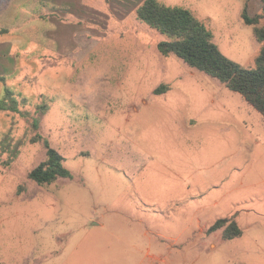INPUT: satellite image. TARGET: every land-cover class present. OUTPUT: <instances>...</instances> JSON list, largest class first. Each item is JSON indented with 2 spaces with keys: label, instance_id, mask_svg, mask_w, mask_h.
Here are the masks:
<instances>
[{
  "label": "rangeland",
  "instance_id": "374dc122",
  "mask_svg": "<svg viewBox=\"0 0 264 264\" xmlns=\"http://www.w3.org/2000/svg\"><path fill=\"white\" fill-rule=\"evenodd\" d=\"M144 1L0 0L15 68L0 78V264H264V117L163 55L166 36L137 17ZM158 1L257 67L263 44L242 12L262 0ZM36 135L71 178L29 177L47 157ZM235 214L242 236L200 232Z\"/></svg>",
  "mask_w": 264,
  "mask_h": 264
},
{
  "label": "trees",
  "instance_id": "16d2710c",
  "mask_svg": "<svg viewBox=\"0 0 264 264\" xmlns=\"http://www.w3.org/2000/svg\"><path fill=\"white\" fill-rule=\"evenodd\" d=\"M260 12H242L246 24L253 25L256 38L262 42V50L257 58V67L248 69L228 58L213 40L212 32L189 9L171 6L158 0H145L136 9L137 17L166 36L158 44L163 55L175 54L188 66L217 78L231 91L240 93L264 117V0ZM168 86H160L155 92H164ZM32 142L43 140L47 157L33 168L29 177L40 185L50 184L62 178H71L72 174L64 165V156L50 142L36 135ZM229 226L226 238H234L242 233L233 218H221L210 228L213 231L221 226Z\"/></svg>",
  "mask_w": 264,
  "mask_h": 264
},
{
  "label": "crops",
  "instance_id": "0c3cea01",
  "mask_svg": "<svg viewBox=\"0 0 264 264\" xmlns=\"http://www.w3.org/2000/svg\"><path fill=\"white\" fill-rule=\"evenodd\" d=\"M246 7H247V3H246ZM263 7V6H262ZM248 9V13L250 14V11H249V8H247ZM262 9V8H261ZM258 40V39H257ZM220 48V47H219ZM9 50H10V48H9V43H7V41H6V43L5 42H1L0 43V78H1V76H3L4 74H6V73H13L14 72V64L12 63V61H13V57L11 56V55H9ZM10 70V71H9ZM167 89H169V86H168V88H166L165 89V91L167 90ZM164 91V92H165ZM244 98V97H243ZM146 104H147V102L148 101H144ZM248 102V101H247ZM249 103V102H248ZM252 106V105H251ZM261 114V113H260ZM262 115V114H261ZM263 116V115H262ZM194 124V123H193ZM192 124V125H193ZM256 144L257 143H259V141L258 140H256V142H255ZM233 217V219H234V221L236 222V224L238 225V227L241 229V231H242V233L240 234V235H238V236H236V237H240V236H242L243 235V232H244V228L242 227V225H241V223H240V221H239V219H238V216L235 214V216H230V215H228V216H226L225 218H232ZM221 219V218H220ZM219 220V219H218ZM216 223V222H215ZM214 223V224H215ZM214 224H212L211 226H207V225H205L204 227H202L201 229H200V232L201 233H207V236H211V234L212 233H214V232H216V231H219V230H221V229H224V230H222L223 231V234H224V239L225 240H232V239H234V238H226L225 237V232H226V230H227V228H228V226H229V222L226 224V225H224V226H221V227H219V228H217V229H215V230H213V231H210V228L214 225ZM136 248H138L136 245H134ZM217 243L216 242H211V247L213 248V249H216L217 248ZM149 250H151L150 248H148ZM146 257H150V258H153L154 256L152 255V253L150 252V251H147L146 252Z\"/></svg>",
  "mask_w": 264,
  "mask_h": 264
}]
</instances>
